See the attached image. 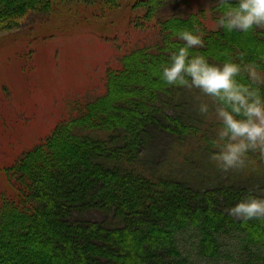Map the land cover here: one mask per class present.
I'll return each instance as SVG.
<instances>
[{"label":"trees","instance_id":"trees-1","mask_svg":"<svg viewBox=\"0 0 264 264\" xmlns=\"http://www.w3.org/2000/svg\"><path fill=\"white\" fill-rule=\"evenodd\" d=\"M68 1L0 0V27L17 28L30 14ZM160 5L161 0L134 3L145 10L146 27L158 28L157 41L125 52L107 69L103 92L77 100L45 139L7 167L11 187L0 193V264H190L181 245L180 234L186 231L194 233L202 256L220 258L222 241L235 235L245 248L239 264H264L258 250L264 244V221L239 220L226 211L249 195L259 197L255 189L229 181L197 190L179 174L157 173L144 163V142L152 131L166 133L182 151H214L218 124L198 127L168 106L180 86L166 84L155 72L184 46L174 34L199 27L204 46L190 49L191 55L197 50L207 58L214 51L209 62L223 64L243 54L264 71V29L239 35L213 28L203 10L161 18ZM212 10L220 14L216 2ZM130 96L139 99L129 101ZM115 100L122 103L112 111ZM175 152L181 164L192 163L193 152ZM249 159L264 168L258 153L250 152ZM260 192L264 195V187ZM88 210L111 213L116 226L81 216ZM119 247L123 251L113 252Z\"/></svg>","mask_w":264,"mask_h":264},{"label":"rangeland","instance_id":"rangeland-1","mask_svg":"<svg viewBox=\"0 0 264 264\" xmlns=\"http://www.w3.org/2000/svg\"><path fill=\"white\" fill-rule=\"evenodd\" d=\"M135 1L139 0H118V4L113 5L106 0H71L55 4L52 11L30 14L17 28L4 31L0 27V193H8L11 187L7 167L24 151L45 139L61 119L69 115L77 100L103 92L109 67L118 64L119 58L136 46L157 41L158 28L152 23L146 27L145 10L134 7ZM215 2L161 0L158 13L164 18L170 14L203 10L206 11L205 22L214 28L215 16L219 14L212 10ZM236 32L239 35L246 33ZM193 54L197 55V50ZM214 54L217 53H209L207 59H214ZM168 63L169 59L155 72L161 74L162 66ZM179 90L178 95L167 100L168 106L198 127L202 124L206 128L208 122L215 124L214 118H205L198 112L201 100L210 102L199 89L180 86ZM131 99L139 98L130 96L129 101ZM119 103L122 102L115 100L111 104L112 111ZM152 132L144 142V163L151 171L179 174L190 180L197 190L215 183L242 181L264 198L260 192L264 187V168L253 165L250 159L242 171L223 172L210 160V155L186 148L182 151L166 133ZM175 150L184 155L193 152L192 163L181 164V156ZM81 216L103 221L107 228L117 224L115 216L100 210H88ZM105 232L103 230L102 234ZM180 235L190 264H239L245 249L237 236L229 235L222 241L225 252L215 260L199 254L197 238L192 231ZM258 250L264 254V244ZM120 251L123 248L113 252L118 254Z\"/></svg>","mask_w":264,"mask_h":264},{"label":"clouds","instance_id":"clouds-1","mask_svg":"<svg viewBox=\"0 0 264 264\" xmlns=\"http://www.w3.org/2000/svg\"><path fill=\"white\" fill-rule=\"evenodd\" d=\"M216 8L220 12L217 28L229 32L264 29V0H238L235 5L230 0H216ZM174 35L184 46L171 52L169 63L162 66L161 79L168 85L199 89L210 101L198 104L199 114L211 116L218 124L210 160L219 170L229 172L244 170L250 152L264 159V71L257 63L246 62L243 54L223 64L191 55L190 49L204 46L199 27ZM226 211L239 220L264 221V198L249 195Z\"/></svg>","mask_w":264,"mask_h":264}]
</instances>
